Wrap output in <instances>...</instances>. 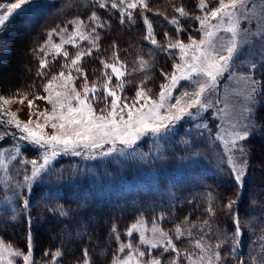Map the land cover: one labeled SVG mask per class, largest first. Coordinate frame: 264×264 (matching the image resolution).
<instances>
[{"label": "rangeland", "instance_id": "rangeland-1", "mask_svg": "<svg viewBox=\"0 0 264 264\" xmlns=\"http://www.w3.org/2000/svg\"><path fill=\"white\" fill-rule=\"evenodd\" d=\"M16 0H0V4L7 5L14 3ZM109 4L111 0H108ZM227 3L228 0H225ZM57 3V8L54 13V19L51 23L53 25L50 29V24H44L37 20L39 14L35 7V4H29L24 6L21 10H16L3 26H0V41L6 44V47L0 48V122L12 119L14 122H20L21 124L31 121V127H35L36 123H44L43 117L40 113L47 110L51 112V105L47 104L44 100H36V96H45L49 93L44 92V86L52 79L53 76L59 77L61 72L64 73V77L53 82V88L50 90L54 96L56 90H62L57 86L64 83L68 84L69 89L75 88L76 91L82 92L85 78L76 71L75 68L70 67L71 60L66 59L63 55L64 51H67L71 58H75L77 52H87L91 49L92 45L88 46L86 43L88 39H82L81 34L87 37L91 31L87 27L89 25V16L92 11H97L100 14L102 20H106L108 16H111L109 23V34L105 33L101 41L104 40V44H113L119 47L118 62L113 58L110 59V65H114L117 72L122 73L119 79L110 70L105 76H100L98 73L95 77L91 74L87 75L88 86L91 87L96 84L98 96H104V84L107 80L110 87H116L117 84L123 83L124 89L120 91L117 89V95L121 96L126 94L125 97L131 102L135 97V92L138 88H143L147 91L148 98L151 100H158L160 87L166 83L164 78L160 75L161 69L171 73L174 71L173 65L180 64L181 53L177 49V54L169 62V52L163 50V45L168 43L163 36L158 34V28L165 25V28H170L167 22L164 20V16L168 19H172L175 13V8L183 6L185 11L189 13V18L184 19L190 21V27L185 28V36H179L185 44H188V37L199 40L204 34L199 31L200 25L195 21L194 17L197 15L203 16L204 13L198 10L199 0H148V3L152 7V15L155 20L157 19L154 13H159L161 17L156 21H150L153 25V32L157 39V45H153L157 48L156 51H148L146 56L137 44L138 41L134 36L123 33L121 30L113 27V23L119 22L118 13L114 12L111 8L107 10H99L98 6H94L92 0H41L40 6H51ZM205 3L209 4V8L218 6V0H205ZM77 5L81 8H77ZM249 8V19L251 22L242 21L241 29L247 28L253 33L264 34V0H249L247 5ZM6 11V8H0V14ZM78 11L76 17L74 12ZM143 11L138 9L137 12ZM86 14L85 20H82L81 15ZM31 15V16H29ZM136 15L135 22L139 25L142 24L140 16ZM75 21H83V24L79 27L75 25ZM164 21V22H163ZM29 22H31L29 24ZM35 22V23H34ZM163 23V24H162ZM126 29L131 28L129 23H126ZM210 31L214 33L211 37L212 40L219 38H225L223 42H227V37L230 33H227L225 29L229 27L227 18L223 21H217L212 19L209 21ZM69 27V28H68ZM37 28V31H35ZM61 28H66L67 32L59 33L54 32ZM114 32L112 33L113 29ZM39 29V30H38ZM118 30V32H116ZM54 32L49 37L48 33ZM74 33V35H72ZM124 36V38H123ZM175 36V33H173ZM144 37V33H143ZM72 39L73 43H63V41ZM128 40L124 42L123 39ZM46 41L48 44L46 45ZM175 42V40H173ZM264 44V40L260 39V36H254L248 44L242 46L239 53L240 59L236 61L235 72L236 76L232 79L228 78V74L220 77L217 82L216 91L211 95V99L215 105L209 113L204 114V122L209 124L212 129V136L209 137L205 132L204 136L199 135V131L195 128L194 122L187 120L184 122V128L181 129V134L184 130H190L192 137L196 143L188 151H184L185 145L176 142L179 141L178 135L173 142H170L165 146L162 142L154 144L150 138L144 137L134 149H126L124 155L114 154L108 157L86 159L83 156H73L71 154L59 155L51 165V171L47 173V178L43 183L35 184L33 192H28L27 195L31 200V207L27 210L31 213V236L33 241V257L38 262L41 260L43 252L45 250L55 252L58 247L54 248V243L60 244L62 250L67 251L78 249L79 247L71 246L68 241L75 239L77 234H85L91 230L96 233L97 227L103 228V223L95 225L97 221L103 222L107 216L98 211L91 212L84 216L85 221L88 223L91 229L87 228V223L80 221L76 225V231L71 236L60 235L58 233L59 225L51 216L55 215L51 209H63L65 212H70L71 208L67 207L66 201L62 198L65 194L71 201H78L82 203V199H86L87 203L94 198L101 199L107 197L110 193L123 194L127 191L137 190L139 188L143 190L152 189L153 191L161 194L163 199L167 203H163L164 206H174L173 214L168 218H177L175 215H179L180 219L174 225H169L170 219L164 218V221H153L146 219H138L140 223L137 226V230L131 237L126 236L124 231L125 241L122 243H132L133 248H139L144 250L145 246L140 245V234L143 233L146 238L153 236L152 228L156 226L168 232L173 237V242L177 244L180 252L188 253L192 256L193 260L200 255V249L196 247L197 241L201 236L204 237V241L212 246L220 243L224 240L222 233L228 234V240H231L234 232V225L231 219L232 215H235L234 211L229 213L224 207V204L230 199L238 200V197H244L251 203L250 218H253L252 214L257 212L254 210L255 206H258L259 201L264 207V91L257 95L255 100L250 103L253 111V122L256 124V130L252 132L250 137L243 142L250 144L251 156L249 158V166L246 170V176L242 187L244 193L240 190V186L235 185L233 179L229 175L227 170L220 171V167L227 168L226 157L223 155V147L221 142L215 140V136L219 133L225 140L230 139L229 133L233 131L232 125L241 118V113L246 104L249 102L245 99V86L238 79L243 74L247 61L253 60L260 63L261 46ZM53 45H60V48H54ZM41 46H45V51H40ZM69 46V47H68ZM137 53L142 59L136 60L134 67H130L127 70V77L125 75L124 65L126 60H132L135 58L134 52ZM158 53H161L158 55ZM192 53L189 51L187 58H190ZM130 56V58H129ZM164 56L165 58H161ZM59 60L55 61V58ZM36 63H35V59ZM31 59V60H30ZM46 61L47 70L42 80L31 83V89H27V83L25 82V74L28 71L29 61L33 64H38L33 68H38L40 60ZM160 60V66L162 68H156L157 62ZM143 62V63H142ZM133 63V62H132ZM147 64V67L144 66ZM123 65L122 68L119 66ZM159 65V64H158ZM78 67L83 73L86 72L87 55L83 56L78 62ZM118 67V68H117ZM42 70V69H39ZM85 71V72H84ZM37 75V72H35ZM69 74L71 79L69 80ZM86 74V73H85ZM264 74V69H258L256 72V78L259 79ZM114 75V76H113ZM111 80H108V77ZM97 80V81H94ZM202 77L193 76L192 81H181L182 87L178 91L173 92V96L179 95L181 92L187 90L189 92L195 90L196 84L194 81L201 80ZM141 81H144L141 84ZM78 86V87H77ZM150 90V91H148ZM122 94H119L121 93ZM91 93L89 97L91 98ZM33 100V105L29 107L28 100ZM7 101V103H5ZM219 101L218 103H216ZM111 100L108 99L110 105ZM143 101H141L142 103ZM174 100L169 101V103ZM75 101H73V104ZM94 109L99 112L100 108H104L103 102L93 103ZM219 110V111H217ZM193 111H195L193 109ZM212 113H216L215 117ZM258 113V114H257ZM256 116V117H255ZM38 117L39 120L37 119ZM197 117V121H199ZM8 126L3 124L0 130L6 129ZM11 131H17L16 129H10ZM44 131L51 133L53 130L50 127H46ZM17 135H19L17 131ZM14 144H19L21 148V156L16 160H12V151H8L4 154L3 162L7 167L0 165V240L6 245H12L14 248H19L24 251L27 247V234L29 232V226L27 224L28 217L25 213L19 212L17 205L21 201H18L14 196V191L24 193L26 189L15 188L16 183L19 181L22 183L24 170L18 163L20 159H36L38 158V150L32 146L27 145L24 142L15 138H8L4 142H0V147L11 150ZM133 153H135L133 155ZM193 153H198V156L193 157ZM238 155V153H237ZM183 158H195L198 159V163L189 165L188 159ZM224 159V165H221V159ZM30 174L31 166L28 165ZM212 173L214 174V180L216 182H224L223 188H209L207 191H198V175L200 173ZM208 176V175H207ZM189 184L188 187H180L183 184ZM190 186V187H189ZM231 187H234L233 190ZM187 188L179 196L191 204V206L185 207L181 203L175 204L172 199L175 198L177 193ZM195 190H189V189ZM189 192V194H187ZM212 193L210 196L209 193ZM242 192V193H241ZM249 194V195H248ZM190 197V199L186 196ZM154 199L157 200V197ZM156 200L154 202H156ZM170 200V201H169ZM238 202V201H237ZM134 203V202H133ZM146 203V202H144ZM132 207V202H128ZM236 205V204H235ZM234 205V207H235ZM154 206H160L154 204ZM212 207L214 214H209L206 209ZM233 207V208H234ZM38 209L43 214H34L33 209ZM189 209V210H188ZM15 210V211H14ZM245 211H248L244 208ZM46 213L48 215L44 214ZM148 214V213H147ZM240 216V215H238ZM243 216V215H242ZM241 216L242 223V236L240 246L235 250L234 257H229L231 264H262L264 261V220H253L250 222ZM247 216V217H248ZM160 216H158L159 218ZM185 217L189 219L185 220ZM81 219V218H80ZM79 219V220H80ZM207 220L208 224L203 222ZM227 221L228 224L224 223ZM252 220V219H251ZM137 221L135 223H137ZM99 223V222H98ZM133 223V224H135ZM224 223V224H223ZM131 224L128 228H130ZM93 225V226H92ZM180 226L184 231V236L180 241L174 239L177 226ZM22 230H20V228ZM109 228V227H108ZM258 228V231H257ZM189 233H191L189 235ZM257 233V235H255ZM111 232L108 236H111ZM258 238V245H254ZM58 239V240H56ZM108 239V238H106ZM73 242V241H72ZM73 245L76 242L72 243ZM106 244V243H105ZM227 252L232 251L230 242H225ZM119 244L117 245V248ZM117 251V249H116ZM131 250L125 249L124 252L118 254V259L123 260L129 255ZM224 250L222 249V252ZM225 252V255L227 254ZM102 251L95 252L96 257L100 256ZM154 254L158 255V250H154ZM261 257L257 260L256 255ZM15 259V258H13ZM259 261V262H258ZM19 264H23L22 260ZM79 264V263H78ZM83 264V260L80 262ZM129 264H137V257L133 252L132 258ZM178 264H188V260L182 255L178 258Z\"/></svg>", "mask_w": 264, "mask_h": 264}, {"label": "snow or ice", "instance_id": "snow-or-ice-1", "mask_svg": "<svg viewBox=\"0 0 264 264\" xmlns=\"http://www.w3.org/2000/svg\"><path fill=\"white\" fill-rule=\"evenodd\" d=\"M41 0H16L14 3L7 5L0 4V8H6L3 14H0V26H3L9 17L16 11L21 10L24 6L35 4L40 6ZM94 6H98L99 10H107L111 8L119 15V24L123 26L125 23H135L136 15H139L144 22L146 34L144 39L149 41L152 45H157V39L153 32V25L150 22L149 13L152 12V7L148 0H92ZM249 0H218V6L209 8V4L205 0H199L198 10L204 13L203 16L197 15L194 17L200 25L199 31L204 35L199 39L192 36L188 37V44H185L179 36L185 32V28L181 27L182 19L189 18V13L185 11L184 7L175 8V13L172 19L164 16V20L168 25L172 26L175 36L170 35L169 32H164L163 37L168 43L163 45V50L168 52L173 49H178L181 53L180 60L182 63L174 64L171 73L161 69L160 75L164 78L166 83L160 87L158 100H151L148 98L147 91L143 88H138L135 92V97L131 102L125 96H118L117 89L123 91L124 84L119 83L116 87H110L108 81L104 84V96L100 97L96 84L91 87L88 86L87 75L78 67V62L83 56L92 55V50L87 52H77L75 58H70L67 51L63 55L66 59L71 60L70 67L75 68L80 75L84 76L85 83L82 92L76 91L73 87L69 89L67 82L58 85L62 90H56L54 96L50 91L53 88V82L64 77L61 72L59 77L53 76L52 79L44 86V92L49 93L45 96H36V100H44L51 105V112L47 110L40 113L43 117L44 123H36L35 127H31V121L25 124L14 122L12 119L0 122V127L6 124L8 128L0 130V142L6 141L8 138H15L21 142L38 150V158L36 159H20L18 163L24 170L23 181L17 182L15 188L26 189L24 193L14 191V196L17 197V208L19 212L25 213L28 217L27 224L29 232L27 234V247L24 251L19 248H14L12 245H6L0 240V264H19L22 260L23 264H37L33 257V241L31 236V213L27 210L31 207L30 197L27 195L31 192L37 183H43L47 178V173L51 171L52 162L61 154H71L73 156H83L86 159H96L102 157L112 156L114 154L124 155L126 149H134L135 146L144 137H148L154 144L163 143L167 146L173 142L179 135L180 139L176 142L185 145L184 151H188L196 143L192 137L190 130H184L181 134V129L184 128V122L191 120L194 122L195 128L199 131L201 137L207 132L209 137L212 136V129L209 124L204 122V114L209 113L215 107L211 95L216 91L218 79L224 74H228V78L232 79L236 76L235 64L240 59L239 53L242 46L249 43L252 37L259 35L261 40H264V34L253 33L249 29H241V22L248 21L249 8L247 7ZM138 9L143 11L137 12ZM159 15V13H154ZM227 18L229 27L225 29L230 36L227 37V42H223L225 38L212 40L214 35L210 31L209 21L215 19L223 21ZM89 25L91 32L87 37L81 34L82 39H88L94 49H99L100 31L109 26L111 16L106 20H102L97 11H92L89 16ZM77 27L83 24V21L74 22ZM65 33L66 28L54 30V32ZM54 32H49L51 37ZM175 40L173 43L172 41ZM63 43H73L70 38L63 41ZM48 41H46V45ZM6 47L3 41H0V48ZM54 48L59 49L60 45H53ZM115 47V45H114ZM40 51H45V46H41ZM192 55L187 58L188 52ZM260 63L253 60L247 61V66L238 79L242 81L245 86V99L249 103L245 105L241 118L232 125L233 131L229 133L230 139L225 140L219 133L216 134L215 140L221 142L223 147V155L226 157L227 168L220 167V171L227 170L233 179L235 185L242 186L246 176V170L249 166V158L251 156V149L247 147L245 142L252 132L256 130V124L253 122V111L250 103L255 100L256 96L264 91V74L259 79L256 78L258 69H264V44L261 46ZM114 60L118 57L113 56ZM100 63L104 68L111 67L112 72L117 79L122 73L117 72L114 65H109L103 60ZM143 63V62H142ZM147 67V64H144ZM47 67L46 61L40 60V69ZM123 67V65H121ZM38 76H44L43 71L37 72ZM107 75V73H105ZM199 76L203 79L196 80L195 90L189 92L187 90L181 92L177 96H173L174 91H178L181 81H192L193 76ZM68 79H71L69 74ZM111 80V77H108ZM144 81H141L143 84ZM150 91V90H148ZM91 98L89 97V94ZM111 98L110 105L108 98ZM3 99V97H0ZM174 102L169 103V101ZM73 101L75 103L73 104ZM102 101L105 105L97 112L93 103ZM141 101H143L141 103ZM217 101L216 103H218ZM7 103V101H5ZM29 107L33 105V100H28ZM193 109L195 111H193ZM219 111V110H217ZM215 117L216 113H212ZM199 117V121H197ZM40 117L37 119L39 120ZM46 127H50L53 131L48 133L44 131ZM17 131H11L10 129ZM8 151H12V160H16L21 156V148L19 144H14L11 150L0 147V165H4L3 157ZM238 153V155H237ZM135 153H133L134 155ZM198 153H193V157L198 156ZM188 159L189 165L198 163L195 158ZM221 165L225 161L222 158ZM28 165L31 166L30 174ZM211 196L212 193L210 192ZM237 203L236 200L230 199L224 207L229 213H232L233 206ZM87 200L82 199V203L78 207H85ZM15 211V210H14ZM55 213L56 209H51ZM137 211H141L137 209ZM211 215L214 214L212 207L206 209ZM61 216H67L68 212L63 209L60 210ZM160 220L165 218L164 213H161ZM189 219L185 217V220ZM234 232L231 240H228V234L222 233L224 240L217 243L215 246L208 244L201 236L196 243V247L200 249V255L193 260L188 253H181L177 244L173 242V237L165 232L163 229L153 226L151 238H146L143 233L140 234L139 243L144 245V250L133 248L132 243H120L116 253L113 255L112 264H129L133 252L137 257V264H178V258L182 255L188 260V264H231L229 257H234L235 250L240 246L242 229L239 217L231 216ZM140 221L128 228L126 236L131 237L137 230ZM205 225L208 221L203 222ZM176 235L174 239L180 241L184 236V231L178 225L175 229ZM111 233L115 235L117 242H120L121 236L116 225L111 227ZM191 233H189L190 235ZM225 242H230L232 251L227 252ZM131 250L129 255L123 260L118 259V254ZM222 249L224 250L222 252ZM154 250H158L159 254H154ZM225 252L227 254L225 255ZM63 255L61 250L51 252L45 250L38 264H58L59 258ZM15 258V259H13ZM83 264H91L88 258L87 248L83 249ZM243 264V262H241ZM264 264V261H262Z\"/></svg>", "mask_w": 264, "mask_h": 264}, {"label": "trees", "instance_id": "trees-1", "mask_svg": "<svg viewBox=\"0 0 264 264\" xmlns=\"http://www.w3.org/2000/svg\"><path fill=\"white\" fill-rule=\"evenodd\" d=\"M60 5H58V6H60ZM58 6L56 3V4L51 5V6L35 7L36 8L35 11H37L39 14V16L37 17L38 18L37 20H39L40 22H43L44 24H48V25L50 24V26H49V29H50L53 26V25H51V23L54 19V13L56 12L54 10H56V8ZM77 8H81V7L77 5ZM77 13H78V11L73 13V14H75V17L77 15ZM148 15H149L150 21L151 20L152 21H156V20L159 21V19L161 18L158 15V16H155L157 18L155 20L152 13H149ZM29 16H31V15H29ZM81 18H82V20H85L86 14L84 13L83 15H81ZM140 21L142 22V24L139 25V28H137L138 24L136 22L135 23H129V25L131 26V28H129V29H126V27H127L126 23L123 26H121L119 24V22L116 21L112 25H113V27L119 29V31L121 30L123 33H126L128 37H129V34L134 36V38H136V40L138 41L137 45L143 51H145L146 56H147L148 51H152V50L156 51L157 48H155L149 41H146L144 39L143 33L145 36L146 29L144 27V22L141 18H140ZM30 23L31 22H29V24ZM169 26H170V28H165V25H162L161 27H159L158 28L159 29L158 34L160 36H163V33L167 31V32H169L170 35H173L174 31L172 29V26L171 25H169ZM190 26H191L190 21L182 19L181 27L188 28ZM115 28L113 29L112 33L114 32ZM87 29L91 31V28L87 27ZM35 31H37V28H35ZM99 31H100V38L101 39L103 37L105 38L106 36L104 34L105 33L109 34V27H106V28L101 29ZM185 31H188V29H185ZM116 32H118V30H116ZM72 35H74V33ZM88 35L89 34H87V36ZM183 35L185 36V33H183ZM123 38H124V36H123ZM104 40L105 39H103L101 41L102 45L99 44L100 45L99 49H94L93 47H91L92 55L87 56L88 68L87 69L83 68V70H86V72L84 71L86 73V75L91 74L93 76L90 78H99L101 76H105V73H110L111 67H109L107 69L104 68V66L100 63L101 60H103L105 63L110 65V59L113 58V56H116V57L120 56L119 55V51H120L119 47L117 45L114 47V45L110 44V43L104 44ZM123 40H124V42L125 41L128 42L127 38L123 39ZM74 44L75 43H73L72 46H74ZM86 45H87V47L90 46L91 45L90 41H88L86 43ZM89 50L90 49H88V51ZM168 52H169V62H170L172 60V58H174L175 55L177 54V49H173V50L168 51ZM160 54L161 53H158V55H160ZM134 55H135V58H133L134 61L132 60L133 63L131 62V60H126L129 62H126V64L123 67V68H125L124 77L128 76L127 70H130L131 69L130 67L132 65H133L132 68L134 67L136 60L142 59L135 52H134ZM129 58H130V56H129ZM161 58L164 59L165 57L162 56ZM36 60H37V58L34 60L35 63H36ZM56 60H59V57L55 58V61ZM29 63L30 64L28 66V71H26V74H25V79H26L25 82L28 80V81H30V83L29 84L27 83V85H26L27 88L25 90L31 89V83L42 80L44 78L43 76L36 75L35 72L43 71L44 74H46V70H47V68L39 70L40 65L38 66V68H33V67L37 66L38 64H33L30 61H29ZM153 63L157 65L156 68H158V69L162 68L160 66V60L157 62H152V68H153ZM119 68H122V67L119 66ZM98 73H100V76L95 77ZM83 78H84V76H83ZM94 81H97V80L94 79ZM119 94H122V92ZM121 96H126V94L121 95ZM108 99L111 100L110 97ZM100 102H102V101H98V102H96V104L100 103ZM246 145L249 146L250 144L247 142ZM197 181L199 182L198 185H196V186H199L198 191H207L209 188L218 189V188L225 187V183L224 182H221V183L216 182L214 180V174H212L210 172L200 173L198 175ZM188 185L189 184L185 183V184L181 185L180 187H183V186L188 187ZM231 188L233 190L235 189L234 187H231ZM186 189L187 188L182 190L180 193H177L175 198L172 199L173 201H175L176 205H178V203H181L182 206L185 205V207L191 206V204L189 202H187L186 200L182 199V197L179 196ZM189 190H195V189L191 188ZM240 190L244 193V188L242 186H240ZM32 192H33V190H32ZM187 194H189V192ZM186 196L188 197V195H186ZM155 197H157V200L154 199ZM62 198L66 201V204H67L66 206L71 208L70 212L68 213L67 216H61L60 210L56 209L57 211L55 212V215L51 216V218L54 219V221H56L57 224L59 225L58 233H60V235L71 236L72 233L77 230L76 225L80 221H82V225H83V223L86 222L84 219V216L86 214L91 213V212L98 211L100 213L105 214V216H107V217H105L106 219L103 220V222H100L98 220L97 223L95 224V225H98L100 223H103V225H106L105 230H103L104 226H103V228L97 227L96 233H93L91 230H89L88 233L86 232L85 234H77V237L75 239H71L68 241V243L71 246L77 245V247H79L75 251H74V249L68 250V252L64 251L60 247V244L55 242L54 248L58 247L59 250H61L63 252V255L59 258L58 264H78V263L80 264V262L83 260L82 255H83V249H85V248H87V250H88V258L91 261V264H112L113 255L116 253L117 245L122 243V241L123 242L125 241L124 231H126V229H128V227L131 224L135 223L138 219H141V218L146 219V220L159 221L160 218H158V216H160L161 213H164V216L166 218H168V216L170 214L171 215L173 214L174 209H175L173 205L170 207L164 206L163 203L166 204L167 201H165L163 199V196H161V194L153 191L152 189L143 190V189L139 188L137 190L127 191L123 194L110 193L107 197H104L101 199L94 198L92 201H89V203H87V205L85 207H78V204H80V203L76 200L75 201L69 200L66 194L64 196H62ZM188 198L190 199V197H188ZM155 200H156V202H154ZM237 201L238 202L236 203L235 207L233 206L234 207L233 211H234L236 216L240 215V216H238L240 223H242V219H241L242 215H243L242 216L243 218L248 219L250 222H253V220H256V218L260 219V217L264 220V207L261 204V200L259 201L258 206L257 207L255 206L254 210L257 213L252 214L253 218H250L251 216H248V214H250L249 208H251V203H250L249 199H248L249 203H246L247 199H245L244 197H238ZM128 202H132L133 206L131 207L128 204ZM144 202H146V203H144ZM154 204H158L160 206H154ZM244 208L247 209L248 211H245ZM137 209H140L141 211H137ZM33 210H34L35 215L37 213L43 214L41 211H39L36 208ZM44 214H46V213H44ZM257 215L260 217H258ZM175 216L177 218H173V219L168 218L171 220V222L169 220H167L169 225L176 224V222L180 219L179 215H175ZM47 218H48V215H47ZM162 221H164V219L160 220V222H162ZM224 223L228 224V222L226 220L224 221ZM113 225H116V227L119 230V233L121 236L120 242L116 241L114 234H111V236H108V234L111 232V227ZM19 228H20V230H22L21 227H19ZM86 229H91L89 227L88 223H87ZM257 231H258V228H257ZM255 235H257V233ZM106 238H108V239H106ZM241 238L244 239L242 234H241ZM56 240H58V239H56ZM72 241L76 242V244L73 245ZM258 244H259V242H258V238H257L253 246L258 245ZM96 251L97 252L102 251V254L100 256L96 257V255H95ZM260 257L261 256L259 254L256 255L257 260H259Z\"/></svg>", "mask_w": 264, "mask_h": 264}, {"label": "bare ground", "instance_id": "bare-ground-1", "mask_svg": "<svg viewBox=\"0 0 264 264\" xmlns=\"http://www.w3.org/2000/svg\"><path fill=\"white\" fill-rule=\"evenodd\" d=\"M254 114V113H253ZM258 114V113H257ZM256 117V116H255ZM48 177V176H47Z\"/></svg>", "mask_w": 264, "mask_h": 264}]
</instances>
